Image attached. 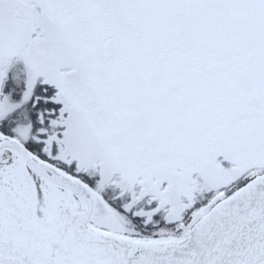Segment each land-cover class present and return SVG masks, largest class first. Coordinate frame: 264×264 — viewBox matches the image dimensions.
<instances>
[{
	"label": "snow or ice",
	"instance_id": "snow-or-ice-1",
	"mask_svg": "<svg viewBox=\"0 0 264 264\" xmlns=\"http://www.w3.org/2000/svg\"><path fill=\"white\" fill-rule=\"evenodd\" d=\"M0 264H264V0H0Z\"/></svg>",
	"mask_w": 264,
	"mask_h": 264
}]
</instances>
